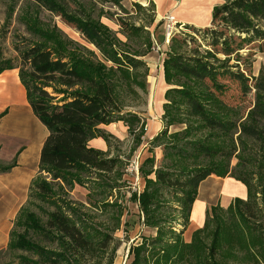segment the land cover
Segmentation results:
<instances>
[{
    "label": "trees",
    "instance_id": "1",
    "mask_svg": "<svg viewBox=\"0 0 264 264\" xmlns=\"http://www.w3.org/2000/svg\"><path fill=\"white\" fill-rule=\"evenodd\" d=\"M39 2L112 66L57 31L37 29L34 42L17 38L12 55L0 46V74L18 70L28 105L47 130L38 175L0 257L15 255L19 264H113L114 233L125 210L114 192L124 173L118 158L89 141L102 136L104 124L122 122L134 133L140 118L122 112L120 93L133 86L146 92L148 67L142 57L147 52H119L96 21L66 12L52 0ZM184 27L190 33L172 34L162 61L166 129L151 141L164 142L166 163L154 168V157H147L138 168L143 190L130 195L141 225L154 234L141 235L130 247L129 264H264V74L247 76L240 69L245 47L260 42L264 53V0H219L209 26ZM141 31L126 29L128 36ZM6 34L1 29V41ZM145 34L147 51L151 42ZM230 84H236L238 95L230 93ZM251 93L253 100L244 104ZM173 125L184 128L169 134ZM13 166L0 163V174ZM209 176L240 182L247 197L235 198L227 208L212 206L203 227L186 241L199 185ZM75 185L88 191L91 208L111 212L109 226L68 199Z\"/></svg>",
    "mask_w": 264,
    "mask_h": 264
},
{
    "label": "rangeland",
    "instance_id": "2",
    "mask_svg": "<svg viewBox=\"0 0 264 264\" xmlns=\"http://www.w3.org/2000/svg\"><path fill=\"white\" fill-rule=\"evenodd\" d=\"M52 1L59 3L66 12L73 15L78 14V16L100 24L107 30L109 36L113 39L115 49L119 52H147L142 57L148 67L144 79L147 84L146 92L133 86L131 90L125 88L120 93L122 112L137 115L140 118L139 125L134 128V133H130L127 126L122 122L104 125L101 128L99 127L102 136L93 141V145L99 148L98 150L105 153L109 158H118L122 163L120 169L124 174L118 182L119 192H114V195L117 196L116 199L125 210L121 218L120 228L114 233L116 238L114 244L117 245V249L113 264H129L130 247L140 242L141 235L154 234L153 230L144 228L141 225L142 218L138 205L131 200L130 195L134 191L136 193L141 192L144 187V179L139 171L134 170L136 164L139 168L147 157H154L156 161L154 168L161 167L166 163V160L163 159L164 142L151 143L152 139L166 127L162 119L160 129L151 133L149 126L152 120H159L158 114L161 113L163 108V103L160 101L164 99V92L161 90L164 79H160L156 83V78L159 66L165 57V52L169 48L170 39L165 44L162 22L157 21L154 10L149 3L138 2V0ZM135 4L140 5L141 9L137 8ZM129 27L140 28L143 31L138 32L139 35L128 36L126 29ZM1 29L7 31L6 38L3 41L0 40V46L7 56L13 54L12 45L17 38H24L33 42L39 41V36L35 31L40 29L52 33L57 31L63 38L92 51L95 57L103 61L108 67L112 66L110 62L104 61L102 53L95 46L86 42L74 27L66 25L59 16L49 11L39 0H0V31ZM176 32L188 34L190 30L180 26ZM145 33H148L151 42V47L147 51L144 44ZM259 44L260 42L251 44L241 51L246 57L243 61H240V69L247 76H257L260 72L264 74V53L258 48ZM155 83L156 87L153 86ZM230 87V93L238 95L236 84H230ZM252 100L253 93L247 96V101L244 104L248 105ZM183 128L184 125H173L168 127V133L171 134ZM135 135H140V141L135 140ZM6 142L8 141L6 140ZM6 142L4 140L0 142V148L3 146L5 153L9 151L5 145ZM236 162L237 160L233 159L231 165L234 166ZM0 163L8 165V163H3L2 160H0ZM131 168L133 169L131 170ZM87 193L88 191L84 187L75 185L73 189L69 190L68 199L86 207L83 210L93 215L96 222L109 226L111 222L108 221V218H110L111 212H102L101 209L91 208L87 204ZM223 193V200L231 197L241 199L246 195L247 190L243 184L233 179L225 184ZM166 200L172 205L176 203L169 195H166ZM108 201L113 203L115 201L114 197L109 198ZM0 264L19 263L15 255L7 254L0 257Z\"/></svg>",
    "mask_w": 264,
    "mask_h": 264
},
{
    "label": "crops",
    "instance_id": "3",
    "mask_svg": "<svg viewBox=\"0 0 264 264\" xmlns=\"http://www.w3.org/2000/svg\"><path fill=\"white\" fill-rule=\"evenodd\" d=\"M151 4L158 22H162L167 15H172L177 26L191 25L202 28L209 26L213 9L219 0H138ZM141 4V3H140ZM165 44L168 43L165 39ZM163 80L162 63L156 78ZM153 85L154 87H156ZM162 92L168 88L162 81ZM26 97V92L18 77V70H7L0 74V142L6 140L8 152L0 148V160L3 163L15 162V166L7 173L0 174V251L7 247L9 234L21 207L26 203L28 190L32 180L39 172L40 151L47 137V130L33 115ZM164 103V99L160 101ZM161 113L159 120H152L149 129L151 133L161 126ZM105 125V124H104ZM104 125H101L100 128ZM89 141V146L93 141ZM99 149V148H97ZM232 178H219L209 176L199 185L197 198L190 215L189 226L184 233V239L190 240L191 234L203 227L207 211L212 206L219 205L227 208L235 198L223 200V188ZM247 195V193H246ZM244 195L241 199H246Z\"/></svg>",
    "mask_w": 264,
    "mask_h": 264
},
{
    "label": "built area",
    "instance_id": "4",
    "mask_svg": "<svg viewBox=\"0 0 264 264\" xmlns=\"http://www.w3.org/2000/svg\"><path fill=\"white\" fill-rule=\"evenodd\" d=\"M164 21V36L166 41H168L172 34H174V32H176V30H178V28H180V26H177V23L174 19V17L172 15H167L163 18ZM133 168H131L132 170ZM134 170L137 172L138 171V165L136 164L134 167Z\"/></svg>",
    "mask_w": 264,
    "mask_h": 264
}]
</instances>
